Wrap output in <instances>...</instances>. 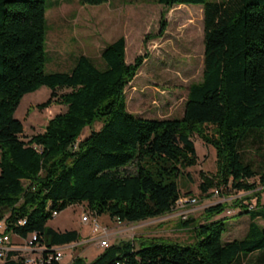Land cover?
I'll return each instance as SVG.
<instances>
[{
  "label": "trees",
  "instance_id": "trees-1",
  "mask_svg": "<svg viewBox=\"0 0 264 264\" xmlns=\"http://www.w3.org/2000/svg\"><path fill=\"white\" fill-rule=\"evenodd\" d=\"M97 5L108 0H77ZM46 0H0V220L4 231L20 238L37 234L39 245L62 246L80 239L76 230L46 226L52 210L84 202L94 215L135 223L172 211L180 192L181 169L196 163L191 136L214 151L215 172L201 174V191L209 187L249 191L234 199L249 215L241 239L221 242L224 218H213L228 204L205 206L197 220L180 219L193 240L187 244L159 237L120 239L91 260L74 256L69 264H233L256 254L264 263V171L244 162L239 144L264 132V0H156L170 8L201 5L202 70L188 85L180 118L152 119L126 109L124 87L145 56L124 59L122 36L100 51L103 67L78 55L68 71L45 66ZM165 29L162 15L157 35ZM40 86L68 88L54 101L65 106L43 131L19 137L13 112L20 98ZM97 130L78 139L83 128ZM257 177V182L248 179ZM257 186H261L256 189ZM212 194V193H211ZM209 194V196H211ZM254 199L251 207L241 200ZM23 219V224L17 220ZM46 252H43L45 258ZM6 264H23L21 257ZM40 264H58L54 260Z\"/></svg>",
  "mask_w": 264,
  "mask_h": 264
},
{
  "label": "rangeland",
  "instance_id": "rangeland-1",
  "mask_svg": "<svg viewBox=\"0 0 264 264\" xmlns=\"http://www.w3.org/2000/svg\"><path fill=\"white\" fill-rule=\"evenodd\" d=\"M45 6V71H68L80 54L88 57L95 66L103 67L100 51L106 44L122 36L124 59L127 63L132 62L137 55L145 56L135 76L124 87L127 111L152 119L182 116L188 85L198 81L201 76V5L180 4L166 8L156 3V0H108L97 5H82L77 0H46ZM161 15L165 29L158 36ZM67 91L68 88H56L54 96L50 97V89L40 86L24 94L13 112V117L22 124L19 137L27 140L29 136L42 132L50 117L63 112L65 106L54 100ZM99 127V122L86 126L78 139ZM191 140L195 148L196 163L181 169L177 184L180 196L195 197V205L177 207L163 216L135 223L117 222L106 214L93 216L84 202L67 205L46 221V226L55 230L73 229L80 236L78 241L72 242V247L62 248L63 256L59 264H69L76 255L89 261L102 249L87 240L93 235V217L108 232V244L137 237H159L187 244L193 240V234L189 227L179 226L181 218L177 215L178 210H187L185 219L197 220L205 206L226 202L228 206L213 217L224 218L225 230L221 234V242L244 237L249 215L239 213L241 207H234L232 204L234 199L249 194V191L235 192L231 188H225L221 189L223 196L213 193L215 187L201 191V174L209 177L215 172L214 151L211 146L202 143L196 134L191 136ZM239 152L242 160L250 163L254 170L264 171V132L247 136L239 144ZM252 181L257 182V177L248 179V182ZM260 187L257 186L256 189ZM258 195L260 203H264V190ZM240 204L251 207L254 199H243ZM84 214L88 215L87 221L81 220ZM255 221L264 229L263 220ZM37 254L34 251L31 256ZM255 256V253L241 256L233 264H264L258 263Z\"/></svg>",
  "mask_w": 264,
  "mask_h": 264
},
{
  "label": "built area",
  "instance_id": "built-area-1",
  "mask_svg": "<svg viewBox=\"0 0 264 264\" xmlns=\"http://www.w3.org/2000/svg\"><path fill=\"white\" fill-rule=\"evenodd\" d=\"M214 194L218 195L217 190L213 191ZM197 202L195 197H185L182 198L179 196V198L175 201L172 210L177 207H182L185 205H195ZM57 214V211L52 210L50 213V216L53 217ZM92 214V213H90ZM187 214V210L181 209L178 210L177 215L181 219H185ZM94 216V214H92ZM82 221L88 220V215L84 214L81 217ZM119 222L118 220H116ZM18 224H23L24 220L19 219L17 220ZM5 223L3 220H0V264H6L9 260H13L10 257L11 252L13 251V248L11 246V234L4 231ZM92 236L88 238L87 240L91 241L96 246H99L101 248L108 245V232L105 231L104 228L100 227L98 223L96 222L95 218H92V227H91ZM37 234L35 232L30 233L26 238L23 239V249L29 253V256H21L22 263L23 264H40L43 261L49 262L50 260H54L58 262L63 256L62 248H70L73 246L72 243L62 245V246H53L50 248H46L43 245H39L36 240ZM32 251L38 252L36 256H31ZM43 252H46L45 258L43 257Z\"/></svg>",
  "mask_w": 264,
  "mask_h": 264
},
{
  "label": "crops",
  "instance_id": "crops-1",
  "mask_svg": "<svg viewBox=\"0 0 264 264\" xmlns=\"http://www.w3.org/2000/svg\"><path fill=\"white\" fill-rule=\"evenodd\" d=\"M10 238H11L10 239L11 240V246L13 248V251L10 254L11 259L14 260L17 256L21 257V256H28L29 255V253H27V251L25 249H23V239L22 238L15 236V235H11ZM33 254H34V251H32V255Z\"/></svg>",
  "mask_w": 264,
  "mask_h": 264
}]
</instances>
